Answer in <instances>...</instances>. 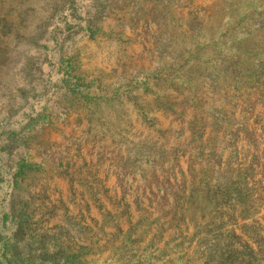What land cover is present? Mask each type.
<instances>
[{"label":"rangeland","instance_id":"obj_1","mask_svg":"<svg viewBox=\"0 0 264 264\" xmlns=\"http://www.w3.org/2000/svg\"><path fill=\"white\" fill-rule=\"evenodd\" d=\"M232 231L263 247L264 0H0V264H217Z\"/></svg>","mask_w":264,"mask_h":264},{"label":"trees","instance_id":"obj_2","mask_svg":"<svg viewBox=\"0 0 264 264\" xmlns=\"http://www.w3.org/2000/svg\"><path fill=\"white\" fill-rule=\"evenodd\" d=\"M195 19V18H193ZM188 61H190V59H188ZM200 60H198L197 62L193 61L192 62V68H200ZM217 73V79L220 81L219 86L221 87H226V80H230V83H228V85L236 84L237 81L236 79L238 78V76H241V71L236 70L233 67L227 66V67H223L220 68L218 71H216ZM192 77H188V79H191ZM196 81V80H195ZM235 81V83H234ZM183 82H185L183 80ZM237 86V85H236ZM192 87V86H191ZM192 89V88H191ZM239 90V89H238ZM196 123L191 121L188 126H189V130H190V134L194 139H197V134L198 137L200 139H202V135L204 134L201 131H196ZM200 135V136H199ZM231 177V175H229ZM227 179L232 180L230 178L227 177ZM230 189L232 191H234V196L236 199V204L237 202L241 203V198L244 196L243 194H241L239 192L238 189H235L233 187H230ZM243 202L248 203V200H244L242 199ZM234 208V207H233ZM227 237V236H226ZM228 238L229 241L228 242ZM233 238H236L238 241L233 243ZM235 239V240H236ZM261 240L264 241V237H261ZM219 245H222L225 247V255H227V258L229 257V259L233 258V262L234 264H260V262L263 261L264 264V259H260V257L257 258V256H259L260 254L258 253V249L259 250H264V244L263 247H257L258 249H254L252 247V245L249 244V242L241 239V237H239L238 235H236V233L234 231L230 232V235H228L227 238L225 239H218V241L216 242V247L218 248ZM235 245H238L240 248L243 249V251H238V249L235 247ZM229 255V256H228ZM228 259V260H229ZM228 260H221V261H217V264H226L228 263Z\"/></svg>","mask_w":264,"mask_h":264}]
</instances>
